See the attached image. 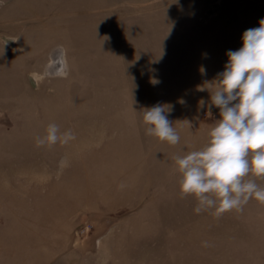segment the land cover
Returning <instances> with one entry per match:
<instances>
[{"label":"rangeland","instance_id":"374dc122","mask_svg":"<svg viewBox=\"0 0 264 264\" xmlns=\"http://www.w3.org/2000/svg\"><path fill=\"white\" fill-rule=\"evenodd\" d=\"M261 19L264 0H0V264H264V205L197 214L173 160L207 142ZM157 104L175 146L145 134ZM50 123L75 138L37 147Z\"/></svg>","mask_w":264,"mask_h":264},{"label":"clouds","instance_id":"9594fccd","mask_svg":"<svg viewBox=\"0 0 264 264\" xmlns=\"http://www.w3.org/2000/svg\"><path fill=\"white\" fill-rule=\"evenodd\" d=\"M241 39L242 47L226 53L228 61L214 80L209 108H218L220 118L207 142L199 150L173 157L181 198L194 197L195 213L211 210L217 218L242 212L250 199L264 205V186L249 178H264V19L259 27L245 30ZM169 111L160 104L147 108L143 123L147 136L175 146L180 135L168 119ZM74 138L71 130L62 132L50 123L35 143L51 148ZM66 165L67 159H62L61 167Z\"/></svg>","mask_w":264,"mask_h":264}]
</instances>
